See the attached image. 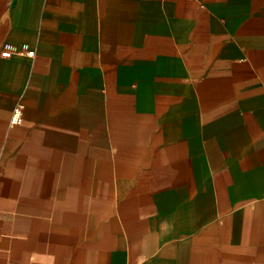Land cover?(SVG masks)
Wrapping results in <instances>:
<instances>
[{
	"label": "crops",
	"instance_id": "1",
	"mask_svg": "<svg viewBox=\"0 0 264 264\" xmlns=\"http://www.w3.org/2000/svg\"><path fill=\"white\" fill-rule=\"evenodd\" d=\"M0 264H264V0H0Z\"/></svg>",
	"mask_w": 264,
	"mask_h": 264
},
{
	"label": "built area",
	"instance_id": "2",
	"mask_svg": "<svg viewBox=\"0 0 264 264\" xmlns=\"http://www.w3.org/2000/svg\"><path fill=\"white\" fill-rule=\"evenodd\" d=\"M2 53H3V55L9 56L11 54V51L10 50H5ZM20 53H26L29 56H34L35 55V50L29 49L27 51H21ZM20 120H21V108L17 107L14 110V115H13L12 121L13 122H18Z\"/></svg>",
	"mask_w": 264,
	"mask_h": 264
}]
</instances>
